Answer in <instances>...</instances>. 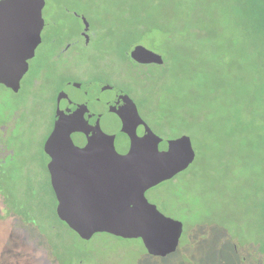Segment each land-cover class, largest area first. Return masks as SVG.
Segmentation results:
<instances>
[{
    "label": "rangeland",
    "instance_id": "1",
    "mask_svg": "<svg viewBox=\"0 0 264 264\" xmlns=\"http://www.w3.org/2000/svg\"><path fill=\"white\" fill-rule=\"evenodd\" d=\"M45 1V41L20 89L0 84V181L16 190L18 206L0 199V264H264V102L235 82L222 88L227 73L241 70L232 57L244 55L232 53L224 30L235 36L238 0ZM132 45L162 56L160 74L129 58ZM69 80L107 81L156 134L194 149L186 170L146 192L183 223L176 251L156 257L140 239L93 234L78 214L73 226L63 222L71 213L51 195L43 144ZM114 216L133 229L135 218Z\"/></svg>",
    "mask_w": 264,
    "mask_h": 264
},
{
    "label": "water",
    "instance_id": "2",
    "mask_svg": "<svg viewBox=\"0 0 264 264\" xmlns=\"http://www.w3.org/2000/svg\"><path fill=\"white\" fill-rule=\"evenodd\" d=\"M45 5V0L0 1V79L11 81L10 86L15 84V88L28 70V59L44 39ZM129 55L140 64L163 63L160 54L142 45L132 46ZM121 96L126 109L138 117L134 102L123 93ZM123 133L128 141L122 142L119 137L115 140L114 134H108V147L104 140L91 135L73 152H66V136L57 145L50 167L51 183L58 202L69 207L71 215L63 219L73 226L74 215L80 211L85 223L94 224L93 234L102 231L118 237L140 238L146 252L156 257L174 252L183 235V223L149 204L144 191L186 169L194 160L195 151L178 139L164 140L147 131L134 129ZM67 140L74 142L71 136ZM57 142L58 137H54V144ZM1 186L5 189L6 202L14 209L17 204L12 192L15 194L16 190L10 189L7 181H1ZM104 207L108 210H103ZM114 214L120 215V219L135 218L134 231L130 228L133 231L130 232L122 221L115 222ZM91 234L82 238L88 240ZM248 260L244 261L253 259Z\"/></svg>",
    "mask_w": 264,
    "mask_h": 264
},
{
    "label": "flooded vegetation",
    "instance_id": "3",
    "mask_svg": "<svg viewBox=\"0 0 264 264\" xmlns=\"http://www.w3.org/2000/svg\"><path fill=\"white\" fill-rule=\"evenodd\" d=\"M46 29H47V24H46ZM46 29L44 30L43 41L36 47L34 55L28 59V70L30 67L31 59H33L36 56L39 46L45 41ZM130 48L127 51V55L131 59L129 55ZM0 61H1V56H0ZM132 61L145 70H148V68L150 67H156L158 69V67L163 66V63L160 65L154 63L140 64L134 60ZM151 77H153V75L148 76V78ZM5 81L4 79H0V84L4 85L5 87H9L11 81L10 83L8 82L9 84L7 83V80ZM20 82L18 88L13 87V85L15 86V84H11V88L16 90L20 89ZM120 92L123 93L124 96L131 99L130 96L125 91L103 80H92L87 82H78V81L69 80L64 83V85L61 87L59 91H57L55 96L54 110H53L52 128L43 144V151L47 156V164H45V170L49 178V184H48L50 187L49 190L55 202L58 201V199L56 198V194L52 187V183H51L52 173L50 167L51 164L53 163V160H55L56 157V156L54 157V150L57 147V145H59L60 142L64 140L65 136H66L65 139L66 152L67 151L73 152L75 148L76 150L78 149L77 146L79 147L83 146L85 139L88 138V135H91V138L99 137L101 140H104L107 147H108V134L110 133L115 135V140H117V137H119L122 139V142L125 140L128 141L129 138L128 136H126L125 133H123V131L127 133L133 131L134 129H136L137 132L141 131L142 133L147 131L153 136L162 138L164 140L178 139V138H169V137L163 138L158 134H156L154 130L151 128V126H149V124L140 116L136 104H135L136 115H138V117L132 115L133 112L126 109L127 104L125 102L121 104L122 99L120 98L123 96H121ZM131 100L134 102L133 99ZM162 132L167 134V130L165 129L162 130ZM68 136H71L74 142H69L67 140ZM54 137H58L57 144H54ZM183 146L185 145L183 144ZM60 157L61 160H64L63 158L64 156H60ZM4 164L6 163L2 158H0V177L5 176V174L2 173L3 169H5ZM64 170L65 169L63 168V171ZM184 170L178 171L175 174H173L171 177L164 179L158 182L157 184H155L154 186H151L148 189H146L144 191V198L146 199V201L149 204L154 205L146 197V192L149 189L155 187L156 185L164 181L170 179L173 180V178L178 173ZM39 179L40 178L38 176L36 177L27 176L28 181H32V180L39 181ZM0 199L3 200L4 199L3 196L0 195ZM3 201H5V199ZM62 204L67 208L68 211H70L68 209L69 207H67L65 203ZM154 206L156 207V205ZM156 209L158 210L157 207ZM37 211L38 210L35 209V212ZM77 213L78 215H80V211H77ZM89 213H91L90 210ZM63 222L65 223V225L70 227V225L65 220H63ZM97 233H104V232L100 231ZM132 239H140V238H132Z\"/></svg>",
    "mask_w": 264,
    "mask_h": 264
},
{
    "label": "trees",
    "instance_id": "4",
    "mask_svg": "<svg viewBox=\"0 0 264 264\" xmlns=\"http://www.w3.org/2000/svg\"><path fill=\"white\" fill-rule=\"evenodd\" d=\"M261 4L262 6L253 0H238L237 15L232 21L235 36L230 34V28L224 29L232 53L235 55L238 51L244 55L238 59L232 57V63L239 65L241 70L235 69L227 73L222 88L230 84V81L235 82L242 95L264 102V0H261ZM211 16L209 9L208 12L207 9L204 10L206 20H210ZM249 67H253L254 71L249 73L243 70ZM162 68L158 67L159 74ZM3 198L6 202V195H3Z\"/></svg>",
    "mask_w": 264,
    "mask_h": 264
}]
</instances>
